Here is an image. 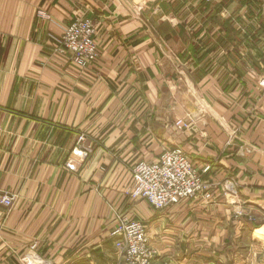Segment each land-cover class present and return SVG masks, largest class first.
<instances>
[{"label":"crops","instance_id":"crops-1","mask_svg":"<svg viewBox=\"0 0 264 264\" xmlns=\"http://www.w3.org/2000/svg\"><path fill=\"white\" fill-rule=\"evenodd\" d=\"M147 1L0 0V190L16 194L0 221V264H22L29 252L49 264H121L109 236L117 212L146 225L161 264H214L213 245L244 226L264 229V89L228 58L232 45L211 54L216 41L198 38L218 32L212 16L245 14L248 1L193 9L210 24L190 41L175 14L142 10ZM76 18L96 28L99 56L88 67L57 51ZM79 133L89 155L75 173L65 164ZM176 146L205 180L234 175L239 194L208 189L163 211L130 198V167ZM198 242L200 251L185 252Z\"/></svg>","mask_w":264,"mask_h":264},{"label":"built area","instance_id":"built-area-1","mask_svg":"<svg viewBox=\"0 0 264 264\" xmlns=\"http://www.w3.org/2000/svg\"><path fill=\"white\" fill-rule=\"evenodd\" d=\"M94 35L95 26L91 20L77 19L65 30L60 40V51L67 54L77 66L88 67L99 56ZM261 84L264 86V80ZM175 125L187 129L191 122L179 119ZM86 137L85 133H79L66 160V168L71 172L78 173L87 161L89 151L83 145ZM130 171L132 183L127 190L130 198L144 199L157 211L166 210L204 191L209 195L203 173L180 146L166 148L157 161H139L130 167ZM221 189L226 196L234 198L239 194V183L233 175H229L224 179ZM15 199V193L0 190V221L10 213ZM251 220L254 221V217ZM109 236L114 239L115 247L122 257L121 264H158L157 250L152 246L146 226L141 221L125 215L118 216ZM35 247L36 244H32L30 249L34 251ZM24 259L34 262L30 264H49L33 252L27 253L23 262Z\"/></svg>","mask_w":264,"mask_h":264},{"label":"rangeland","instance_id":"rangeland-1","mask_svg":"<svg viewBox=\"0 0 264 264\" xmlns=\"http://www.w3.org/2000/svg\"><path fill=\"white\" fill-rule=\"evenodd\" d=\"M247 1L248 4L242 5L244 7L245 14L242 12L241 13L238 12L236 15H233L231 17L230 15L223 17L220 14L219 16L216 17L215 15L212 16L214 17L212 19V26L219 27L218 29L219 33L217 31L213 33L205 32L203 34H200L199 37L196 36L195 32L199 28L201 30L202 29L204 30L210 24L209 16H205L204 18H198L196 15L190 14V12L193 9H197L198 11H200V14L208 11H212L214 13L217 10L219 11V13H221L225 8H230L231 4L235 5L234 3L231 2V0H198L196 5H194L193 2H190L189 0H162V1L153 0V1L143 2V6H141V9L142 10L148 9L150 12L157 14L159 11L162 10V8H164L165 12L168 13L170 12L172 14H175V17H177L176 19L177 26L180 27V32H179L180 37L190 41L191 37L194 38L198 37L201 40L203 39L200 38L202 36L205 37L204 39H206L207 41L208 38H211L213 41H216L214 43L215 44L214 49L208 48V53L214 54L219 52L218 50H216V48L219 47L220 43H222V46L223 43H227V46L232 45L231 47L233 48L231 49L230 47L226 51L228 58L241 59L242 61L241 67L243 74L247 77L257 78V81L260 83V88L264 89V86L261 84V81L264 80V0H259L258 3H255V0H253L254 3H251V0H247ZM246 11H250V12L246 14L247 13ZM77 19L85 20L89 18H76L72 20L67 27H69ZM93 25L95 26L94 23ZM163 26L167 27V24L166 25L164 24ZM95 33H96V28H95ZM63 34L56 39L58 45L57 51L60 53H62L60 51V40ZM192 49H194V53L198 52L196 46H193ZM234 178L238 181V179L235 176ZM205 182L208 185V189L211 191L212 189H221L224 180L221 182L222 184L211 183L207 180H205ZM127 190H126V194L128 195ZM121 215L124 214H122L121 212H117L115 219ZM247 217L249 222L251 223L257 222L254 215L252 216V214L247 213ZM252 217H254L256 221L251 220ZM261 223L264 224V216L263 218H260L258 224L256 223L255 224L256 226H258ZM256 228L258 227L252 228V225L244 226L242 232L243 235L240 238L235 239L234 237H232V239H227L225 243H222V246L220 243H216V245H213L211 247V251L213 252L215 251L216 255L215 256L211 255V256L217 257V259L215 260L212 259L213 263L214 264H264V229H259L256 233H254V229ZM151 244L157 250V253L159 255L158 248L154 245V243ZM200 244H201L200 242L196 243V247H194L193 249L188 248L185 250V252H187V250H189V252L200 251L201 249L197 247V246H201ZM188 245L189 244L187 243L186 246ZM219 251H225L222 254L226 255V258L224 259L221 258L222 262H220L219 259V254H218ZM28 263L30 264L34 262L29 259L26 260L24 259V262L22 264H28ZM157 263L161 264L160 259L158 260V256H157Z\"/></svg>","mask_w":264,"mask_h":264},{"label":"water","instance_id":"water-1","mask_svg":"<svg viewBox=\"0 0 264 264\" xmlns=\"http://www.w3.org/2000/svg\"><path fill=\"white\" fill-rule=\"evenodd\" d=\"M192 128V124H191V126H190V129Z\"/></svg>","mask_w":264,"mask_h":264}]
</instances>
